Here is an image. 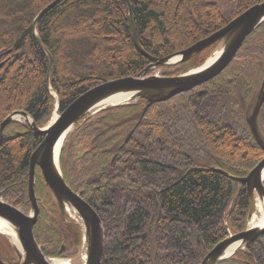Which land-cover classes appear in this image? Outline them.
<instances>
[{
	"label": "trees",
	"instance_id": "trees-1",
	"mask_svg": "<svg viewBox=\"0 0 264 264\" xmlns=\"http://www.w3.org/2000/svg\"><path fill=\"white\" fill-rule=\"evenodd\" d=\"M53 1L0 0V124L22 110L43 127L55 108L51 89L63 111L88 89L151 63L134 44L125 0H61L38 20V39L34 19ZM258 1L130 0L138 40L158 58L208 37ZM41 42L54 60L51 88ZM215 47L158 70L185 73ZM263 80L264 23L218 76L151 105L143 117L147 102L139 99L78 122L60 166L102 220L100 264H200L218 242L248 227L246 186L234 177L264 158L246 119ZM259 127L264 138V103ZM42 141L18 121L7 124L0 141V197L26 214L30 157ZM35 176L40 217L33 234L46 256H66L62 244L78 249L81 228L64 220L39 167ZM0 258L15 259L2 234ZM220 264H264V236Z\"/></svg>",
	"mask_w": 264,
	"mask_h": 264
},
{
	"label": "water",
	"instance_id": "water-1",
	"mask_svg": "<svg viewBox=\"0 0 264 264\" xmlns=\"http://www.w3.org/2000/svg\"><path fill=\"white\" fill-rule=\"evenodd\" d=\"M61 0H54L44 7L34 19V27L38 20L54 5ZM129 8L132 38L136 48L151 63L140 73L133 76L116 78L103 82L88 89L69 104L58 116L44 128L38 127L30 114L25 111H15L8 115L0 124V141L3 138L7 124L12 121H20L27 129L35 135H42V143L34 150L30 157V179L28 196L31 201V212L23 214L15 206L0 198V220L8 223L14 230L16 242L9 238L16 252L17 260L14 263H6L0 259V264H52L47 258L36 238L32 233V226L38 218V201L35 194V171L38 166L44 176L45 182L56 200L60 212L66 217V205L74 211L82 221L83 230L82 253L85 264H100L105 244V230L102 220L92 204L81 194L76 193L65 181L60 167L61 149L55 160V149L60 140L63 141L73 129L75 124L85 116L96 112L107 110L117 106H123L135 102L139 98L147 101L142 116L147 109L159 102H164L180 93L187 92L193 88L218 76L235 58L246 38L264 23V1L250 6L244 12L228 22L224 27L212 33L208 37L196 42L192 46L167 55L155 57L148 53L138 40L136 27L133 20L132 5L130 0H125ZM36 36L37 32L35 31ZM219 42L217 49L220 53L210 62V58L197 68L175 76H162L149 74L152 69L159 66L175 65L187 61L194 55L200 53L208 46ZM43 50L49 57L47 82L50 87V73L54 65L51 53L41 42ZM55 94V93H54ZM116 96L120 100L116 104H107L110 97ZM58 103V102H57ZM264 103V80L257 100L251 113L247 115V123L256 142L264 150V138L259 129L258 117ZM59 105V103H58ZM21 115L23 119L16 118ZM132 131L129 136H131ZM128 136V137H129ZM128 138H126L127 141ZM245 184L250 203L249 218L257 211L256 194L264 200V158L244 177H234ZM264 236V224L262 226H249L246 230L231 234L218 242L203 258L200 264H220L236 252L243 250L250 243ZM239 243L240 246L231 252V246Z\"/></svg>",
	"mask_w": 264,
	"mask_h": 264
},
{
	"label": "bare ground",
	"instance_id": "bare-ground-1",
	"mask_svg": "<svg viewBox=\"0 0 264 264\" xmlns=\"http://www.w3.org/2000/svg\"><path fill=\"white\" fill-rule=\"evenodd\" d=\"M220 53L219 49L216 50L214 52V54L211 56L210 58V62H212ZM120 100H118L116 98V96H112L110 97L109 101L107 102V104H116L118 103ZM58 116L57 112L54 113V118H56ZM16 118L18 119H23V117L21 115H16ZM63 144V141L60 140V142L58 143V145L56 146L55 149V160L57 162V156L58 153L60 151V148ZM256 204H257V211L256 213L252 216V218L250 219V226H262L264 224V200L261 199L259 197L258 194H256ZM66 211L71 215V217L75 218L78 222H80L82 224V221L79 219V217L77 216V214L72 211L67 205H66ZM0 230L4 233H6L8 236H11V238L16 242V236L14 234V230L12 229V227L6 223L5 221L0 220ZM240 246L239 243H235L231 246V252H233L236 248H238ZM50 262L52 264H70L68 262V260H63V259H56V260H50ZM81 264V263H80Z\"/></svg>",
	"mask_w": 264,
	"mask_h": 264
},
{
	"label": "rangeland",
	"instance_id": "rangeland-1",
	"mask_svg": "<svg viewBox=\"0 0 264 264\" xmlns=\"http://www.w3.org/2000/svg\"><path fill=\"white\" fill-rule=\"evenodd\" d=\"M214 1H218V2H221L222 3V1H224V0H214ZM153 73L160 74V70H155V71H153ZM51 117H52V115H51ZM75 249L68 250L66 252V256L72 257L71 259H73V261L76 262L77 261V258H78V254L77 253H78L79 250L78 249L75 250Z\"/></svg>",
	"mask_w": 264,
	"mask_h": 264
}]
</instances>
